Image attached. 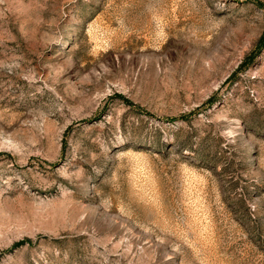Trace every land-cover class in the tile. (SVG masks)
<instances>
[{
	"label": "rangeland",
	"instance_id": "1",
	"mask_svg": "<svg viewBox=\"0 0 264 264\" xmlns=\"http://www.w3.org/2000/svg\"><path fill=\"white\" fill-rule=\"evenodd\" d=\"M0 264H264V0H0Z\"/></svg>",
	"mask_w": 264,
	"mask_h": 264
}]
</instances>
